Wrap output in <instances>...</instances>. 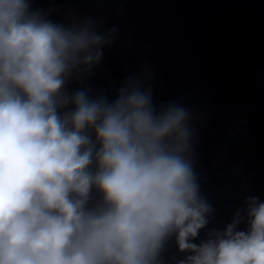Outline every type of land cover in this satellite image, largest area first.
I'll use <instances>...</instances> for the list:
<instances>
[{
  "label": "clouds",
  "instance_id": "obj_1",
  "mask_svg": "<svg viewBox=\"0 0 264 264\" xmlns=\"http://www.w3.org/2000/svg\"><path fill=\"white\" fill-rule=\"evenodd\" d=\"M114 39L90 18L66 25L31 0H0V264H162L172 237L191 253L177 264H264L255 196L192 242L215 210L186 108L157 107L136 76L111 101L67 90ZM93 188L101 198L90 206Z\"/></svg>",
  "mask_w": 264,
  "mask_h": 264
}]
</instances>
